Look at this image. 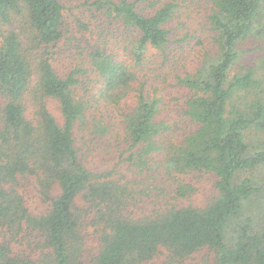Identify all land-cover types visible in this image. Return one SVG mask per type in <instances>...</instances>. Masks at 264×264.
I'll list each match as a JSON object with an SVG mask.
<instances>
[{
  "label": "trees",
  "instance_id": "obj_1",
  "mask_svg": "<svg viewBox=\"0 0 264 264\" xmlns=\"http://www.w3.org/2000/svg\"><path fill=\"white\" fill-rule=\"evenodd\" d=\"M203 1L211 7V44L196 68L177 77L194 126L170 137L178 127L139 71L153 63L152 50L172 60L176 32L168 25H183L181 0H94L123 48H109L104 36L82 48L88 70L64 74L54 65L66 33L61 0H0V264H89L86 227L99 241L91 264H144L165 252L164 264H185L203 249L213 264H264V0ZM90 71L97 90L81 94L87 81L79 75ZM101 106L118 115L103 123L91 113ZM115 124L139 181L84 162L77 129L99 137ZM190 171L215 177L217 193L206 205L167 201L135 214L143 196L165 192L166 182L190 192L181 179ZM27 181L46 205L40 213L29 205Z\"/></svg>",
  "mask_w": 264,
  "mask_h": 264
},
{
  "label": "rangeland",
  "instance_id": "obj_2",
  "mask_svg": "<svg viewBox=\"0 0 264 264\" xmlns=\"http://www.w3.org/2000/svg\"><path fill=\"white\" fill-rule=\"evenodd\" d=\"M61 2L64 5V26L66 33L57 46L58 54L55 55L54 59V65L59 73L64 74L78 66L88 70L90 63L82 48H85L87 44L104 41V36H109L110 43L107 44L109 48H119L120 50L123 48L122 36L120 31H118L117 25L109 27L102 21L103 16L101 17L100 13L96 11L93 5L94 0H61ZM210 9L211 7L203 0H181L179 18L182 20L183 25L177 29L178 19L171 21L168 25V27H172L176 32V35L172 36V60L166 61L161 55L157 54V56L153 54L154 50H152L153 63L150 62L144 69L139 71L141 80L146 82L148 92L162 98L165 105L164 115L178 127L173 132L171 131L170 137H176L178 130L180 134H183L186 131H190L194 126L192 121L184 114L183 102L186 90L178 83L177 77L185 75L186 72L196 68L200 64L204 48L206 46L209 47L211 44L212 32L205 23ZM103 29H106L104 35H102ZM186 34L188 36L181 38ZM79 76L82 80L87 81L85 86H82V84L80 86L81 94H84L86 90L90 92L97 90V75L95 73L90 71L82 73ZM47 103L52 114L62 124L64 118L58 101L49 98ZM91 113L100 117L103 123L110 116L114 117L118 115L116 110L111 106L105 108L101 106L99 109L94 108ZM104 113L108 116L104 115ZM90 132L91 127H88L83 129L78 128L75 133L77 143L82 147L81 153L84 156V162L88 167L94 170L114 169L115 177H123L125 180L139 181L141 179L140 175L131 169L129 163L124 158L128 150L126 152L123 151L127 149L128 144L123 143L121 130L117 124L105 136L98 137V135L90 134ZM181 179L185 182L188 191L193 187L190 192L186 193V195L178 194L175 185L172 182H166L164 184L165 192L153 189L148 195L143 196V199L140 201V208L134 207L133 209L135 214L148 215L155 209L165 207L168 203L167 201L176 202L180 206L188 204L204 206L217 193L214 186L215 177L213 174L190 171L182 175ZM159 180L161 181V178ZM25 183L28 184L26 193L32 211L35 213L42 212L46 205L39 199L40 197L37 191H35L32 182L29 183L27 181ZM137 186L143 185L136 183L135 187L137 188ZM83 232L85 234V257L88 263L91 264L94 253L98 249L99 241L92 227H86L83 229ZM0 239H2L1 233ZM166 257V252L161 253L153 260L144 264H164ZM213 262L211 253L203 249L187 258L185 264H213Z\"/></svg>",
  "mask_w": 264,
  "mask_h": 264
}]
</instances>
